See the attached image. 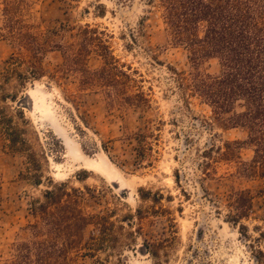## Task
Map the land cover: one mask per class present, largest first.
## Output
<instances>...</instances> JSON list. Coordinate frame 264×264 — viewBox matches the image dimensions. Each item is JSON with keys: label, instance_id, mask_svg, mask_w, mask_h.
<instances>
[{"label": "rangeland", "instance_id": "1", "mask_svg": "<svg viewBox=\"0 0 264 264\" xmlns=\"http://www.w3.org/2000/svg\"><path fill=\"white\" fill-rule=\"evenodd\" d=\"M25 3L24 21L52 43L70 41L76 29L68 25L87 23L103 30L119 66L131 77L129 92L142 91L147 102L109 105L105 94L112 87L83 85L79 73H55L62 63L58 50L44 51L43 77L23 84L14 77L6 85L20 103L8 100L7 110H23L39 166L11 150L0 132V259L5 262L11 244L28 235L23 228L33 219L31 204L65 182L83 191L86 212L114 210L112 219L124 226L117 230L114 249L80 256L76 264H258L257 250H264L263 199L255 194L249 215L236 222L226 198L240 189L255 193L264 187L263 179L238 174L235 162L212 161L205 167L209 159L202 156L211 144L244 141L245 130L223 128L210 107L180 84L181 77L197 71L217 74L218 61L193 64L187 49L168 36L156 1ZM3 23L0 0V68L15 50ZM87 66L98 69L99 57L91 53ZM17 70L26 73L24 66ZM240 109L237 104L235 110ZM237 150L239 159L251 160L252 147L241 144ZM36 169L39 184L31 176Z\"/></svg>", "mask_w": 264, "mask_h": 264}, {"label": "trees", "instance_id": "2", "mask_svg": "<svg viewBox=\"0 0 264 264\" xmlns=\"http://www.w3.org/2000/svg\"><path fill=\"white\" fill-rule=\"evenodd\" d=\"M149 1L157 2L168 36L173 43L187 49L193 64L214 58L220 66L215 75L197 71L190 77H181L180 84L210 107L214 119L223 128L240 126L246 133L244 141L226 140L220 146L211 144L204 149L202 156L209 161L203 165L211 166L212 161L235 162L238 174L264 181V0ZM25 4V0H2L3 24L15 50L0 68V132L11 150L24 153L29 162L38 167L27 137L28 121L23 110L18 108L14 114L7 110L8 100L19 101L15 93L6 91V85L14 77L22 82L20 84L29 77H43L44 51L61 53L62 63L55 73H79L83 85L112 87L113 90L105 94L111 106L138 105L147 99L140 90L129 92L131 77L119 66L103 30L87 23L77 27L68 25L71 30L76 29L70 41L52 43L49 36L34 31L33 25L24 21ZM58 30L52 33L60 34ZM91 53L100 59L98 69L91 70L87 66ZM17 66H24L26 73L18 71ZM237 104L241 108L239 111L235 110ZM137 135L140 137L143 133ZM241 144L252 147L253 156L249 162L239 159L237 149ZM40 173L39 169L31 173L37 184L41 180ZM255 194L264 203V187L255 193L240 189L227 194L226 204L234 210L230 214L234 221L239 222L238 217L249 215ZM43 198L31 204L33 219L23 228L29 233L11 244L6 264H76L80 256L95 257L105 248L117 246V230H123L124 226L112 219L114 210L86 212L82 204L83 191L65 182L46 189ZM126 224L129 225V220ZM240 227L245 228V225L240 224ZM262 235L263 231H259V236ZM256 257L258 264H264L263 249L257 250ZM5 262L0 259V264Z\"/></svg>", "mask_w": 264, "mask_h": 264}, {"label": "bare ground", "instance_id": "3", "mask_svg": "<svg viewBox=\"0 0 264 264\" xmlns=\"http://www.w3.org/2000/svg\"><path fill=\"white\" fill-rule=\"evenodd\" d=\"M28 94H29V93H28ZM30 108H32V107L30 106ZM64 142H66V140H65ZM114 184H116V185H118V186L120 187L119 183H114Z\"/></svg>", "mask_w": 264, "mask_h": 264}]
</instances>
